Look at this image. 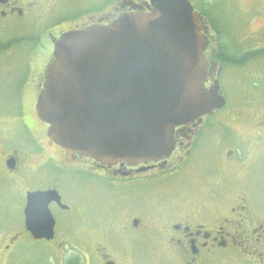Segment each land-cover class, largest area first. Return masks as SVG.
<instances>
[{
	"label": "flooded vegetation",
	"instance_id": "flooded-vegetation-1",
	"mask_svg": "<svg viewBox=\"0 0 264 264\" xmlns=\"http://www.w3.org/2000/svg\"><path fill=\"white\" fill-rule=\"evenodd\" d=\"M63 1L0 0V102L13 103L0 104V114L13 107L23 134L0 115V171L23 216L8 241H45L56 264H264V20L243 29L264 18V0H251L234 37L225 3L193 4L209 39L204 86L218 87L225 103L177 126L168 158L137 165L69 158L36 104L63 33L150 4L91 0L64 12ZM52 190L61 199L49 204L54 236L37 240L26 229L28 195Z\"/></svg>",
	"mask_w": 264,
	"mask_h": 264
},
{
	"label": "water",
	"instance_id": "water-1",
	"mask_svg": "<svg viewBox=\"0 0 264 264\" xmlns=\"http://www.w3.org/2000/svg\"><path fill=\"white\" fill-rule=\"evenodd\" d=\"M148 1V11L71 29L55 41L36 112L69 158L164 160L177 126L224 105L218 87L204 86L209 39L201 14L189 0ZM52 200L61 204L58 192L28 195L25 224L37 240L54 236Z\"/></svg>",
	"mask_w": 264,
	"mask_h": 264
},
{
	"label": "rangeland",
	"instance_id": "rangeland-1",
	"mask_svg": "<svg viewBox=\"0 0 264 264\" xmlns=\"http://www.w3.org/2000/svg\"><path fill=\"white\" fill-rule=\"evenodd\" d=\"M90 1L91 0H64L59 7L60 9L63 8V10H61L64 12H76L79 5H87ZM102 1L103 0H95V2L99 4H101ZM111 1L113 6L119 2V0ZM203 1H207L209 5L216 4L218 7V4L224 5L225 3V19L228 23V32L234 37L235 33L237 35L242 31V25L246 13L244 10L250 6L251 0H190L192 5L194 4L196 6L198 4L200 5ZM263 20V17H256L253 20L252 25L249 27L248 25L247 27L244 26L243 29L245 31L257 30L259 28L260 22ZM229 98L231 103L235 102V92L230 91ZM0 104L10 107L13 103L4 101L0 102ZM12 110L13 107L7 111L6 115H3L4 113L0 115H3L2 118H5L6 121L11 124L12 127L9 130L12 131V133L16 132L18 135L23 137V134L19 128L20 120H17L14 117L15 112ZM32 158L33 160L36 159L35 156H32ZM9 188L11 189L10 183H8V180L4 178L3 172L0 171V264H56L55 258L49 253V248L45 241H32L26 235L25 239L22 241H8L11 236H14L16 232L21 231L23 227L22 212L18 210L17 207L14 208L15 206H19L18 203L20 198H17L18 201L16 198L10 201L9 195L11 193H9ZM69 190L70 189L68 187H65L63 189V194L66 196L69 193ZM58 214L60 218L61 216L63 217V222H65L67 215L63 212H59ZM71 242L72 244L75 243V241ZM59 255L61 254L59 253Z\"/></svg>",
	"mask_w": 264,
	"mask_h": 264
}]
</instances>
